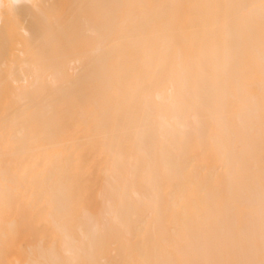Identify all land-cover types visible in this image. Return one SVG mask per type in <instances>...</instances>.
Segmentation results:
<instances>
[{
	"label": "bare ground",
	"instance_id": "bare-ground-1",
	"mask_svg": "<svg viewBox=\"0 0 264 264\" xmlns=\"http://www.w3.org/2000/svg\"><path fill=\"white\" fill-rule=\"evenodd\" d=\"M34 0H0V264L67 259L63 244L80 238L92 219L123 204L119 222L108 218L90 259L99 264H137L157 259L158 235L171 230V208L188 188L187 219L195 231L207 215L205 204L234 192L229 158L242 155V176H255L254 223L243 214L231 230L240 251L254 231L259 258V8L254 10L256 70L245 95L256 100L253 150L236 137L240 124L221 105L230 84L223 78L226 50L244 51L248 36L226 33L217 23L226 8L185 10L183 31L163 33L152 25L114 38L107 65L89 63L95 37L88 24L68 29L37 50L30 10L8 6ZM74 4L259 5L260 0H41ZM69 15L73 10L67 9ZM139 16L140 9L130 10ZM196 17L204 23L194 31ZM80 60L72 87L51 81ZM185 71L181 79L180 71ZM243 70V69H242ZM27 78L32 91L21 95ZM203 105L201 107L200 105ZM237 104L230 105L234 112ZM167 157L170 168L161 160ZM195 185L196 187H191ZM197 188L199 191H197ZM82 194L72 197L71 191ZM72 200L67 213L54 208Z\"/></svg>",
	"mask_w": 264,
	"mask_h": 264
},
{
	"label": "snow or ice",
	"instance_id": "snow-or-ice-1",
	"mask_svg": "<svg viewBox=\"0 0 264 264\" xmlns=\"http://www.w3.org/2000/svg\"><path fill=\"white\" fill-rule=\"evenodd\" d=\"M15 11L21 7L30 10L33 18V28L25 34L31 35L33 43L39 50L40 45H51L59 41L60 37L68 30L74 29L79 24H88L89 34L95 37L89 45V53L86 60L89 63L107 65L114 49V38L125 36L132 30H143L152 25L158 26L163 33L171 31H183L184 25L181 18L188 10L197 8H226L229 11L224 15H218L217 23L223 30L230 34L233 29L242 30L249 39L248 48L244 51L226 50L223 78L230 84L225 90L221 105L225 110L227 119L239 122L240 130L236 137L241 139V134L246 143V151L250 154L253 150L251 132L254 127L256 115V100L251 95H245L244 90L250 85L248 80L256 70V49L254 39V10L259 8V53L258 65L260 75L259 97V121L261 144V168L259 173V258H255L257 247L254 242V231L250 229L249 238L245 246L247 258H232L240 249L231 230L222 227V221L231 219L233 222L243 214L254 223L256 208L255 176L249 174L242 176V155L235 159L229 158L228 163L232 167L231 181L234 192L228 199L217 198L205 204L207 215L202 219L198 228L194 231L187 219L186 199L188 188L180 191L179 197L173 204L171 211L174 226L171 230H163L157 237L158 244L153 251L162 258L142 259L137 264H264V0L259 5L229 4V5H184V4H91L81 3L71 6L44 3L34 0L28 4H13L8 6ZM73 10L69 15L67 9ZM142 10L139 16H135L130 10ZM204 23L203 17H196L188 25L194 31ZM83 61L75 60L67 72H60L51 83L54 87L63 86L71 88L73 76L77 71V65ZM243 69V70H242ZM185 71L178 73L181 79ZM22 83L24 88L21 95L27 96L32 88H29L27 78ZM237 104L238 108L230 111V105ZM203 107V105H200ZM165 169L170 168V160L165 157L161 160ZM196 187L195 185H190ZM71 191V190H70ZM197 191L199 189L197 188ZM72 197L82 196L71 191ZM72 200L54 208L53 212L67 213ZM123 204L109 207L106 218L103 220L92 219L87 229L81 228L80 238L70 237L64 241L63 252L67 259L49 261L36 259L29 264H99L90 259V253L95 250L98 237L107 230L108 218L119 222Z\"/></svg>",
	"mask_w": 264,
	"mask_h": 264
}]
</instances>
